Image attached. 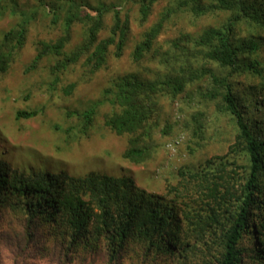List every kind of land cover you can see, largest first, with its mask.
Instances as JSON below:
<instances>
[{
    "label": "trees",
    "instance_id": "1",
    "mask_svg": "<svg viewBox=\"0 0 264 264\" xmlns=\"http://www.w3.org/2000/svg\"><path fill=\"white\" fill-rule=\"evenodd\" d=\"M36 1L24 9L17 0H0V18L18 20L0 34V76L15 61L19 67L27 26L43 11L54 22L63 18L65 34L56 41H34L26 71L55 57L49 70L56 83L70 66L81 65L90 76L108 68V56L120 59L126 53L138 70L109 80L102 99L82 112L90 122L97 107H107L103 125L126 138L121 160L142 165L156 154L163 146L156 129L161 122L160 134L171 129L165 107L179 101L182 108L183 98L193 103V137L204 140L207 131L210 142H222L221 116L233 122L234 132L221 155L180 166L162 195L125 175L70 176L24 160L14 166L0 151V264H124L130 254L139 264H264V0H169L129 52L131 18L119 0ZM157 1L123 4L145 21ZM178 12L190 19L211 17L214 23L199 34L180 30L162 42L165 22ZM77 24L83 28L81 45L66 53ZM106 31L109 35L101 37ZM146 62L162 73L153 79L136 75L146 70ZM11 97V88L0 82V104ZM36 115L18 110L15 119ZM176 134L173 143L179 147L185 128ZM193 143L187 142L189 156L200 146Z\"/></svg>",
    "mask_w": 264,
    "mask_h": 264
},
{
    "label": "rangeland",
    "instance_id": "2",
    "mask_svg": "<svg viewBox=\"0 0 264 264\" xmlns=\"http://www.w3.org/2000/svg\"><path fill=\"white\" fill-rule=\"evenodd\" d=\"M5 1L10 3V0ZM123 1L119 0L122 3V10L131 18L130 33L125 46L129 52L137 42L141 41L145 31L160 19L161 13L169 5V0H158L152 6L149 17L145 21H141L137 10L133 12L134 9L131 8L129 11L132 12L129 13ZM17 2L24 9L38 5L36 0H17ZM7 3L3 2L2 4ZM43 13L27 26L25 45L17 55V60L20 58L19 67L18 64L15 65V61L12 67L0 76L1 85L11 88L13 94L9 101L5 103L1 101L0 104V151L7 155L6 159L11 160L14 166L24 160L22 163L25 165L37 163L38 166L53 170V173L62 171L70 176H84L89 172H104L112 176L125 175L132 177L140 188L162 195L166 183L175 182L176 170L180 166L204 162L210 156L221 155L225 152L224 149H227L231 143V141L229 142L230 134L232 137L234 132L233 122L227 117L221 116L219 125L221 126L220 141L222 142H210L207 139V131L202 134L204 140H201L200 137L195 138L192 136L193 126L189 122L190 114L194 113L190 109L193 103L190 104L187 99L183 98L182 113L179 101L174 104L167 103L165 107L169 111V116H167L168 111L165 116L168 118V125L171 129L166 135L160 134L164 122H161L159 128L156 129V139L163 145L159 151L142 165H132L121 160V154L126 146V138L117 137L103 125V114L107 111V107H97L90 122L83 118L82 112L89 105L102 99L100 97L102 91L111 85L109 80L133 72L136 67L131 63L130 56L125 53V57L120 59L108 56L110 61L108 68L105 65L106 68L104 66L90 76L84 75L86 72L81 65H76V68L70 66L67 70L60 72L59 82L56 83H53V74L49 70L54 66L55 57H53V62L45 59L34 71H26L31 62L29 56L32 55L31 45L34 41H56L65 34L62 17L54 22L50 13L48 17L45 16V11ZM17 23L18 20L14 17L10 18L8 15L0 18V34L16 26ZM165 23L166 27L161 35L162 42L173 39L180 30L190 34H199L207 26L213 25L214 20L211 17L190 19L178 12ZM82 33L83 28L77 24L74 33L70 36L69 43L65 46L66 53H71L80 47ZM108 35L106 31L101 37ZM29 47L30 51H28ZM113 51H115V47L109 46V52ZM145 69L136 72V75L141 78L153 79L155 73H162L157 72L160 67L153 62L147 63ZM71 85H74V88L68 93V88ZM259 89L260 86H257V91H255L257 95H260ZM261 92L264 95V89ZM182 97L187 96L183 95ZM242 98L248 99L249 97ZM18 110L37 111V115L29 119L16 120L15 112ZM211 110L214 111V106ZM175 113L179 115V119ZM261 114L263 115V113ZM261 118L264 119V115ZM12 125L18 126V128L15 127V132H12L15 139L12 138ZM185 125L187 126L185 127ZM182 127L185 128V140L177 147L173 143V138L177 132L183 130ZM187 142L192 143V146H195L193 142L200 143L194 156L188 155ZM19 149L24 152L30 151L29 154L32 156L27 158L23 153L21 156L13 152ZM11 151L12 153H10ZM129 258L124 264H139L133 254H130ZM95 264H102V262L96 260Z\"/></svg>",
    "mask_w": 264,
    "mask_h": 264
}]
</instances>
